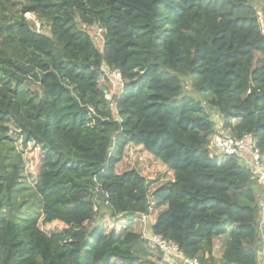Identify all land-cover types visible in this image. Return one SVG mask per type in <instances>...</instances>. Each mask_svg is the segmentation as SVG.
<instances>
[{
  "label": "trees",
  "instance_id": "trees-1",
  "mask_svg": "<svg viewBox=\"0 0 264 264\" xmlns=\"http://www.w3.org/2000/svg\"><path fill=\"white\" fill-rule=\"evenodd\" d=\"M251 1L24 0L5 15L0 264H159L144 217L202 264L264 261L263 186L210 150L215 110L264 151V0ZM107 69L123 78L112 99Z\"/></svg>",
  "mask_w": 264,
  "mask_h": 264
},
{
  "label": "built area",
  "instance_id": "built-area-1",
  "mask_svg": "<svg viewBox=\"0 0 264 264\" xmlns=\"http://www.w3.org/2000/svg\"><path fill=\"white\" fill-rule=\"evenodd\" d=\"M107 81L120 83L123 86V78L118 70L107 69L105 71ZM211 155L236 156L240 163L248 168L256 180L264 187V151L257 146L251 134L236 137L228 133L220 124L213 135L210 144ZM261 210V232L264 230V199L259 201ZM145 225L143 236L153 247L162 253L163 264H202L197 258L186 256L180 251L179 246L173 240L167 239L159 234L147 230V219L144 217ZM212 264H238L236 262L217 261ZM258 264H264L262 254L259 255Z\"/></svg>",
  "mask_w": 264,
  "mask_h": 264
},
{
  "label": "rangeland",
  "instance_id": "rangeland-1",
  "mask_svg": "<svg viewBox=\"0 0 264 264\" xmlns=\"http://www.w3.org/2000/svg\"><path fill=\"white\" fill-rule=\"evenodd\" d=\"M24 0H8V2L6 3L5 6L0 7V21L4 20L6 21V16H9L11 13L16 15L20 14V10H21V3ZM258 10H261L262 8V2L261 0H252L251 1ZM26 16L32 21L33 26L35 28H37L39 31H44L49 33V29L47 28L46 25H44L36 16V14L34 13H27ZM260 16L262 17V13L260 12ZM4 22L1 21L0 22V26H2ZM89 32L91 33L93 40L96 44V46L99 49L103 48V35H102V30L97 26V25H91L88 27ZM263 31H264V27H263ZM7 35H9L8 33H6ZM11 47L14 48V52L15 55L17 54V59L18 61H20L21 63H23L24 65L28 66V67H32L33 65H37V62H35L34 59V54L31 53L30 50H26V51H20L19 48L13 46V44L11 45ZM38 69V68H37ZM36 69V70H37ZM39 70V69H38ZM100 83L101 84H106L107 85V89H106V97L108 99H112L114 97V95H117L121 92L123 86L119 85L120 83L117 82H113L111 80L107 81L105 76H102L100 79ZM184 83H185V90L187 92H193L192 89V84H191V78L187 77L184 78ZM29 87L32 89H37L39 86L36 82H32L29 84ZM113 105V104H112ZM211 113H213V117L214 120L216 122L217 128L218 126L221 124H223V120L220 119V116L218 115V113L214 110ZM228 133H230L228 130H226ZM149 163V161L147 159H142L140 162L136 163V164H132V165H136V167L140 168L142 165L147 166ZM259 193H260V197L259 199L262 200L264 199V187H259ZM33 198V197H32ZM20 199V198H18ZM17 199V200H18ZM25 208V206L23 207V209ZM147 230L150 231V225L149 222L147 221V225H146ZM219 249L220 247L217 245L215 248V254L217 257H219ZM158 254L159 252L154 249V256L152 257L154 260H156L159 264H163V260L160 258L158 259Z\"/></svg>",
  "mask_w": 264,
  "mask_h": 264
}]
</instances>
